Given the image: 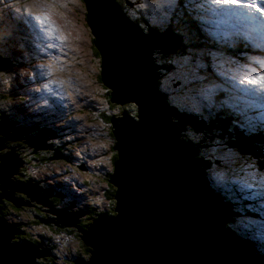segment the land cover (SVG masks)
Returning <instances> with one entry per match:
<instances>
[{"label":"water","instance_id":"obj_1","mask_svg":"<svg viewBox=\"0 0 264 264\" xmlns=\"http://www.w3.org/2000/svg\"><path fill=\"white\" fill-rule=\"evenodd\" d=\"M80 1L101 58V80L112 91L111 101L122 106L135 104L137 117L122 112L110 119L117 152L108 179L116 189L114 214L100 213L85 228H78L90 258L75 264H264L227 226L230 206L209 186L201 161L194 158V145L181 138L176 126L185 120L166 103L158 87L162 65L154 51L162 55L176 52V33L155 32L149 26V33H144L110 0ZM10 65V60L0 57V73ZM173 116L179 121L170 122ZM191 125L202 129L198 122ZM10 130L18 127L1 120L0 134L6 138H0V149L6 147L4 140L21 139L16 135L27 131L22 128L14 134ZM46 139L40 135L23 142L34 146L35 152L51 148ZM10 149L0 155V198L15 206H33L14 198L15 191L25 193L55 215L40 222L77 226L87 211L57 210L50 200L51 189H42L30 180L12 182L11 176L22 162ZM53 153L48 159L62 157L58 148ZM15 233L20 232L0 219V264H36V257L50 255L42 242L33 246L10 242Z\"/></svg>","mask_w":264,"mask_h":264},{"label":"rangeland","instance_id":"obj_2","mask_svg":"<svg viewBox=\"0 0 264 264\" xmlns=\"http://www.w3.org/2000/svg\"><path fill=\"white\" fill-rule=\"evenodd\" d=\"M53 1H57V3L62 2L63 7H60L61 10H59L58 5L53 6ZM140 1L145 2L148 5L146 20L143 21L144 23L141 22L143 29L142 32L149 33L147 32L148 26H151L155 32H161L173 28L176 31L177 26L180 33L185 34V39L187 38L188 42L194 43L191 41V39H194L192 32L185 33L183 31L185 27L180 20V16L186 14L188 16V13H190V17L193 20L196 21V17L198 19L196 21V31L199 30L200 40L204 43L210 42L214 44L213 47H209L208 45H194V49L201 52L202 55L198 57L191 56L189 60L188 57L190 56V53L188 52V49L190 47L188 46V43H186L187 45L176 53L181 54L178 56L180 63L177 62L178 60H173V57L176 54L172 56L171 54H164L167 57H163L160 52L154 51L156 61L160 64H163L162 62H164L167 65L172 58V68L166 67V71H162V73L167 74L166 77H160L161 87L164 88L162 93L165 95V100L169 105L173 106L171 102L177 103L181 106L190 105L191 107L188 108L196 109V111L202 114V119L204 120L216 119V114L214 113L215 110L221 108L232 109L234 114L233 120L242 119V121H234V123H232L230 118V122L225 124L226 119H224L220 128L228 126L229 129H232L233 127L247 131L248 126H251L252 133H254L253 131L257 128L259 130V136L264 137V105L261 106L256 104V102H262L261 104H264V83L260 82L258 85H254V83L257 82L256 80L245 79V77L240 74L241 72H244L247 73L248 76L255 75L254 77H264V5L262 4L264 1L262 0L261 3L259 2L261 0H238L235 4L225 3L224 0ZM31 2L36 3H32V7H29L28 5ZM110 2L114 5L113 0H110ZM46 3H48V5ZM121 4L123 5V2H121ZM69 5L70 8H68V4L65 0H21L22 15L28 17V14H30L31 11L34 12V17L37 19L36 21L39 22L38 24L48 25L46 27L48 31L46 33L45 29L41 26L39 29L35 30L36 32L28 33L25 38L23 36L24 30H21V26L17 22L14 24L13 33H9L10 44L8 46H2L0 44V54L3 53L6 55V57L1 55L0 57L10 60L11 65L8 69L11 68L14 72L17 70L16 66L18 64L21 70L19 73L16 72V74H24L28 77L29 73L31 75L37 74L39 76L41 73L45 72L46 81L43 85L44 90L42 89V92H45V94H42V96L46 98L49 97L48 94L46 95L45 89L49 90L50 82L54 84V86L51 87V92L58 88L57 86L61 85L60 87L64 91L68 90L70 92L71 97L76 96L75 102L72 103V113L74 114L73 121L75 124L78 125L80 123L81 116L89 114L92 119L97 122L100 133L104 134L105 132L110 131V125L108 124L109 119L117 115L120 116L123 111H128L129 109L124 108L123 110L122 107L124 106L107 102L103 93L104 90L108 88L102 82L100 77L101 65L100 59H98V54L96 55V53L92 51L95 46L92 42L93 36L91 30L83 17V14H86L85 9L82 7L83 4L80 0H71L69 1ZM182 7L186 9L187 13H182ZM8 9L13 11L15 10V7L9 4ZM40 13H43V16L37 17ZM61 13L63 17L66 20L71 21L75 27L64 22ZM255 16L259 17L258 23L260 26L253 25L251 19ZM75 21H77V23ZM246 24L248 25L249 30L246 28ZM65 26L69 30H67ZM138 27L140 28L141 26L139 25ZM3 28L4 27L0 25V31ZM24 28L25 30H28V27ZM24 28L22 26V29ZM6 30L7 29H4L0 32V38ZM31 34L38 39L37 45L42 51L31 41ZM207 34H210V36L208 37ZM216 35L221 36L223 41H220ZM56 37L63 41L62 46L59 45L60 40ZM54 39H56V44L53 42ZM244 42L246 43L247 48L243 47ZM229 45L231 47L225 48ZM237 47L239 48V52L234 54ZM75 52L76 55L74 54ZM17 57L24 61H17ZM14 62L16 63L12 64ZM198 64L202 66L198 67ZM29 69L33 72L29 71ZM201 77H203V79H200ZM241 78H243V81ZM237 79L241 82V86L243 87L236 82ZM260 80L262 81L264 79ZM247 83H250L255 87L248 84L249 88L244 89ZM195 84L199 86H196ZM13 89L19 91L20 88L17 84ZM76 89L77 91H75ZM171 89H175L176 96L169 93L171 92ZM40 90L41 89L38 86L36 88L37 94ZM221 92H224V96L219 100V94ZM0 93H2L1 90ZM13 93V96L4 95L0 98V108L2 109L4 104L9 101L6 110L8 113L6 115L23 117L24 112L21 114L15 107V101H19L20 96L19 94H15L14 91ZM251 94H253V99L250 98ZM57 97L58 99H61L60 96ZM102 97L104 98L106 105H110L113 109V113H110L109 110L102 111V108L104 107H100L99 105L103 100ZM22 99H25V101L31 100L33 99V96L28 92L26 95L23 94ZM183 100L186 104L182 102ZM243 101L245 103H243ZM52 102L53 106H55L54 99H52ZM256 107H263L260 112V118H254L255 115L253 112L256 111ZM53 110L56 114L57 110L55 108ZM94 110L101 112V117L105 122L99 116L93 115ZM228 114L230 113L228 112ZM24 118H26V116H24ZM27 121L28 123H31L30 119H27ZM59 121L62 120L56 122ZM42 122L44 124H47L48 122L52 123V125L54 124L51 121ZM77 127L79 128L77 129ZM77 127L75 128L79 130L81 128L80 124ZM46 130L48 131V129ZM72 133H74V131ZM92 134L94 136L100 135L93 129ZM182 134L183 131H180L181 138ZM226 135L229 134L226 132ZM228 137L229 139H233L232 136ZM102 138L105 142L103 150L108 149L106 157L103 159L104 165H102V168L100 167V174H90V170L85 171L86 173L74 172L68 174L67 177L69 178V181H72L73 183L67 181L69 184L67 182L57 184V188L59 189L57 191L58 203L54 201L52 204L56 205L58 210L63 206L69 207V205H71L73 209H76L78 206H85L90 207L92 214L94 213L93 209L96 212H100L107 211V208H111L110 200L112 198L111 195H109V191L105 189L112 190V185L108 184V178L113 170V152L110 147L111 145H114L115 142L107 136ZM207 138L208 134H203L201 139L202 141H205ZM208 143L211 144L210 141H208ZM7 145L13 147L20 146L18 150L20 156H23V158L29 162L34 161L35 158H39V161H43L45 158L46 149L40 150L35 156H29L28 154L32 152L34 148L22 140L8 141ZM72 147L73 146L70 148ZM257 147L260 151H258L256 157L258 156L260 159L261 156H264V142L257 143ZM7 152L10 151L8 150ZM256 157L250 156L249 160L254 163L258 160V157ZM70 164V162L63 161L52 162L48 167L41 168L43 167L41 166V169L35 170L30 177L38 178L39 176L48 173L49 167L53 165H56V167H67ZM232 164V161L228 162V169H223L221 171L213 166L212 168L214 169L207 173L206 178L212 185L213 189L220 192L223 199L226 197L229 202L233 203L232 199H229L230 197L228 196L233 194L234 196L241 198L243 194L245 195V198L253 202L252 205H247V208L250 211L245 210L248 215L249 223L247 229L237 228V219L234 222L229 220L227 226L231 230L233 228V230L241 236L256 239L258 241L259 255L264 260V168L256 167L258 171L255 170L249 175H242L239 179H232L231 182H226V177L237 174V169L232 168ZM73 169L75 170L74 167ZM214 175L224 177V182L220 184L214 183L211 179ZM56 181L57 179L53 178L51 183L55 184ZM78 183L80 186H76ZM235 183L236 188L239 191L233 190ZM66 186L70 188L66 189ZM72 186H76L75 188H79V190L73 189ZM226 188H230V191L226 190ZM64 190H66L65 193H62ZM67 192L71 198L67 197ZM234 202H236V200H234ZM255 206L257 208H255ZM78 210H80V208ZM2 213L3 214L1 215L5 218L7 226H14L15 223L14 228L18 231H26V235H21L32 239H37L41 236L44 240H37V245L41 244V242L45 243L44 241H48L47 245L52 247V252L56 255L57 259L50 260L46 264H75L73 258L76 256L82 257L79 260L83 263L89 260V252L84 249L83 242L81 241L82 239H80L77 234L79 232L78 230L73 229L71 232H59L60 230L54 231L50 227L36 221L34 217L35 213L32 214L30 209L26 207H22L17 213L12 209H8L7 211L3 209ZM9 214H14L13 218ZM46 214V212L44 215L41 213V216L44 218L55 217V215L50 212L48 213L49 215L46 216ZM259 214H262V218H259ZM98 215L100 214H94L93 216L97 217ZM0 219H2L1 216ZM89 220L91 222V219ZM17 240L22 241L20 234H17ZM57 243L60 245V249L54 246V244ZM38 258H41V261H44L43 257ZM38 258L36 257V259Z\"/></svg>","mask_w":264,"mask_h":264},{"label":"clouds","instance_id":"obj_3","mask_svg":"<svg viewBox=\"0 0 264 264\" xmlns=\"http://www.w3.org/2000/svg\"><path fill=\"white\" fill-rule=\"evenodd\" d=\"M69 1H71V0H65V2L68 4V8H70ZM8 2H10V3H8ZM9 4H11V5H13L15 7V10H14L15 12L12 13L11 16H9V19H8V16H7V14H5V11H10L8 9V5ZM114 5H115V3H114ZM28 6L29 7H32V3H29ZM147 6L148 5L145 2H142L140 0H125L124 7H122V8H120L119 6L118 7L120 8V10L124 13V15H126V17L131 22H133L135 25L139 26V25H141V23H137L138 20L141 17H144V18L147 17L146 16L148 14L146 12L147 11ZM18 10H21V0H0V18H2V15H4L5 16V20L7 22L8 21H12V23H14V24H16L18 22L20 24V26H21V30H24V35L23 36L26 38V35L28 33H33L31 31V27L27 23V20L29 19L28 17L29 16L32 17L33 15H35V13L31 11V13L28 14L29 16L27 17L25 15H22L21 12H16ZM41 16H43V13H40V14L37 15V17H41ZM189 20L188 21L190 23H193L195 27L194 28H189L188 27L187 33L188 32L189 33H191V32L193 33L194 32L195 35H196V21L198 19L196 17V21H194L191 17H189ZM24 21H25V24L28 25V30H25V28H24V24H23ZM0 25H2L4 27L2 29V30H4V29H6L5 26L7 27L8 24L4 21V25L5 26L2 24V22L0 23ZM22 26H23L24 29H22ZM13 27H14V25H13ZM148 29H149V27L147 28V32H148ZM141 30L143 31L142 27H141ZM166 30H164V31H166ZM164 31H161V32H164ZM32 37H33V35H32ZM193 37L194 38H197V36H193ZM2 41H8L7 45L10 44V35H9V33H6L5 32L3 35H1L0 43ZM206 43L209 46H211V47L214 46L213 43H210V42H206ZM181 48H182V44H180V38H179V45L177 47V50H176V52L171 53V56L174 55V54H176ZM245 48H247V47H245ZM179 55H181V54H176L173 57V60H176L177 61ZM154 56H155V54H154ZM180 59H182V58H180ZM170 60L172 61V58ZM177 62L180 63L179 60ZM161 65H163V64H161ZM166 75H167L166 73H165V75H161V73H160L161 78L162 77L165 78ZM157 84H158V82H157ZM196 86H199V85H196ZM158 87H159V89L161 91H163L161 89V87L159 86V84H158ZM107 90H109V92L106 93V91L104 90V93H103V95L106 97L107 102L108 103H111V104H116V102L111 101V95L110 94L112 93V91L109 88ZM174 90L175 89H171V92H169V93L172 94ZM66 92L67 93H70L68 90H66ZM174 96H176V95H174ZM72 98H73V100L75 102V99L76 98L75 97H72ZM102 99L103 100L101 101V103H99L100 107H104L103 110H106V111L109 110L110 113H113L112 112L113 109L110 107V105H106V102H105V100H104L103 97H102ZM24 102H26L27 104H29V106H31V108L34 109L35 112H37V107L39 106V104H38V102H37L36 99L33 100V101H24ZM166 103L169 104L167 101H166ZM132 104L133 103L128 104L131 107V111H126L125 110L123 112H126L128 114L130 112H132ZM116 105L122 106L120 104H116ZM133 105H135V104H133ZM123 106H125V105H123ZM135 107H136V105H135ZM188 107H191V106L190 105H187V108ZM125 108H127V107L125 106ZM188 109H190V108H188ZM191 109H193V108H191ZM70 111H71V114H72V117L71 118H69L67 116H63L61 118H57L56 121H58V120H62V121H59V122L54 121V125L55 126L49 125L50 123L49 124L48 123L47 124H44L43 122L36 123V124H38V126H36L34 129H30V130L25 131L24 133H21V134H17L16 135L17 138H21V139H16V140L8 139V140H4L2 142V144L4 146H6V147H3L2 149H0V155H3V153H1L2 150H4V149L7 148V149H9V151H11L10 148H12V150H14L13 153L15 155H17V158L22 162L21 163V166H18V168H17V171H16L17 173L11 176L12 182H15L17 184H19V183L20 184H26L27 181H29V180H30V183L38 182V183H36L38 187H40L42 189H51V192H52V195L50 196L51 202H54L55 201V202L58 203V201H57V199H58V196H57L58 192L57 191L59 189L57 188V184H59V183H65V182L69 181V178L67 177L68 174L74 173V172H84V173H86L85 171H87V170H90V172H89L90 174H93V173L100 174V167L102 168V165H104L103 159H104V157H106V153H107V149H108L107 148L106 150H103V145H104L105 142H104V139L102 137H106L107 136L108 138L113 139L114 142L116 143V139H115L114 135L112 134V122L110 121V119L108 121V124L110 125V131L109 132H105L104 134H101L100 133V129L97 126V122H95L89 114H84V116H81V120H80V123H79L80 126H81V128L79 130H77L79 128V127H77L79 124L76 125L75 122L73 121L74 114L72 113V111H73L72 108H70ZM23 112H24V116L25 115H28L31 112V109H29V108L27 109V112L28 113H26L25 111H23ZM136 112H137V107H136ZM37 114L39 116H41L38 112H37ZM100 114H101V112L96 111V110H94V112H93V115H95V116H99L100 117ZM176 114L179 115L177 112H176ZM114 117H116V116H114ZM133 117H137V114H136V116H133ZM100 118L102 120H104L102 117H100ZM171 120L174 123H176V122L179 121V119L177 117H176V120H174V119H171ZM104 122H105V120H104ZM180 123H184V122L176 123V126H177V128L180 131H182L181 128H179V126H178ZM15 124L17 126H19L18 130L17 131H13V132H11V130H10L8 133H14V134H16V133H18V131H21L22 128H25L23 125L20 126L17 122H15ZM75 127H77V129ZM46 129H48V131ZM92 129L93 130H96L100 135L94 136L92 134ZM72 130L74 131V133H72L73 132ZM242 131L245 134L247 133V131H244V130H242ZM40 135L43 136V137L46 136L48 138V139L45 140V144L51 145V148L52 149L51 148H39V149H36L35 152H32V153L30 152L28 155L29 156H35L36 154L39 153L40 150H45L46 149L45 150V158H44L43 161H39L38 160L39 158H35L34 161L29 162L26 159H24L23 156H20V153L18 152L20 146L19 147H13V146H8L7 145V142L8 141L22 140V141L29 142V141H31V139H33V136L39 137ZM28 137H31V138L28 139V140H26L25 138H28ZM0 138H6V136L0 134ZM115 143H114V145H111V147H110L111 150H112V152H113V157H112L113 158V160H112V162H113V170H114V162L116 160V159L114 160L115 153H116V158H117V152L113 148V146H115ZM30 146L34 148V146H32V145H30ZM71 146H73V147L70 148ZM55 148H58L59 149V152H60V154H61L62 157L61 158L48 159L50 156H53L54 155L53 152H54V149ZM212 149L215 150L214 148H211L209 150V152H211ZM224 155H225V158H226V160L228 162H230V161L233 162L232 168H236L237 169V174H233L232 176H230L231 181H232L233 177H234V179H239L242 175H249V174H251L253 172V171H251L250 173H247L246 172V169H245V165H247L250 162L249 159L248 160L246 158L243 159V156H241V155L240 156H237L232 151L231 152H228V153L225 152ZM58 161L70 162L71 164L68 165L67 167H64V166L63 167H56V165H53V166L49 167V170H48L49 172L48 173L43 174L42 176H39L38 178H31L30 177L35 170H37V169L39 170L41 168L48 167L52 162H58ZM228 162L227 163H223V164H226L227 165ZM41 166H43V167H41ZM213 166H215L214 168H217L220 171L223 170V169H228V167H222V166H219L217 164H215ZM73 167L75 168V170L73 169ZM212 167H211L210 171L212 169H214ZM113 170H112V172H113ZM112 172L110 174H112ZM202 172H203V170H202ZM110 174H109V176H110ZM204 175L207 177V174L206 173H204ZM53 178H56L57 179V181L55 182V184H52L51 183L52 180H53ZM82 181H84V180H82ZM69 182L73 183L72 181H69ZM69 182H67V183L69 184ZM207 182H208L209 186L211 187V189L215 191V189H213L212 185L209 183L208 180H207ZM108 183H109V181H108ZM75 187L76 186H72L73 189H75ZM112 187L114 188L113 185H112ZM67 188H70V187H67L66 186V189ZM216 188L219 189L218 187H216ZM77 190H79V188H77ZM115 190L116 189H114L113 190V193H111L112 190L109 189V193H111V196H112L111 198L113 199V209H114V207L116 205V200L114 199V196H113L114 193H115ZM233 190L239 191L236 188V183L234 185ZM65 191L66 190H64L62 193H65ZM80 191H82V190H80ZM0 193H2V190H0ZM67 197L68 198H71V196L69 195L68 192H67ZM14 198H17L18 200H22L23 202L29 201V204L30 205H33L34 207L33 206H27V205L25 207L26 208H29L30 211L32 212V214L35 213V212H37L38 209H43V210H46L47 209V207L43 206L42 204L36 203L35 200L30 201V197H27V195L25 193L15 191L14 192ZM3 199H5V198H0V202H3ZM240 199H241L239 201V203H241L240 206L237 205V204H235L234 200H232L233 203L228 202L230 204V209H231V212H232L229 220H231V217L233 216V213L236 214V212H237L240 215L241 212H242V210L249 211V209L247 208V205L248 204H251V205L253 204V202L251 200H248L247 198H245V195H243V197H241ZM243 199L245 200V203H243ZM111 203H112V201L110 200V204ZM12 205L15 206V204H13V203H12ZM22 207L25 208L24 205H21V207H19V208L22 209ZM53 207L58 210V207L56 205H53ZM0 209H1V214H3L2 213L3 208L1 207ZM8 209L14 210V207L6 208L5 210L7 211ZM61 209L69 210V211H74V210H78L79 207H77L76 209H73V207L71 205H69V207L63 206V207H61ZM234 210L236 212H234ZM246 211H245L244 214H246ZM14 212L17 213L16 210H14ZM38 212H39V210H38ZM41 213L42 212H39V216H38V220H37L39 223H42L39 220H41V219H47V217L46 218L42 217L41 216ZM46 213H47V215H49L48 214L49 212H46ZM85 214H86V212H85ZM9 215L12 218L14 216V214H9ZM93 215H94V213H93ZM94 217L95 216H93L92 218H94ZM237 217H238V215L236 214V219H237ZM1 218H2V220L4 219L3 216H1ZM48 218H51V217H48ZM92 218H91V220H92ZM50 223H52V222H50ZM50 223L47 222V224H50ZM42 224L45 225V226H48L45 223H42ZM88 224H89V222L87 223V225ZM74 226H76V225H74ZM77 226L79 227L78 224H77ZM48 227H50L54 231L56 230L54 227H56L58 229H61L59 232H68V230H65V229H68V226L61 227V226H56L55 225V226H48ZM69 227H73V226H69ZM79 228L82 229L81 227H79ZM231 231L235 235H237L241 240H243L244 242H246L245 236H241V235L237 234L234 230H231ZM19 232L21 233L22 231L20 230ZM20 233H17V234H20ZM22 233H26V231H24ZM17 234L15 233L13 235V237L10 239V242H12L14 244L22 243V241H18L17 240ZM77 234L79 236L80 235V231ZM20 236H21V234H20ZM79 238L81 239L80 236H79ZM39 239H43V238H41V236L39 238H37V239H34V238L32 239L31 238V240H36V242ZM252 239H253L252 240V244H249V242H246V244L249 245L251 248L254 249V251L256 252V254L258 255V258L260 260L264 261L262 259V257L259 255L258 241L256 239H254V238H252ZM81 241H83V240H81ZM36 242H32L31 241L30 246L37 245ZM44 242H45V243H43L44 245L42 244L41 246L43 248L46 247L47 249H49L50 255H48V256L51 258V260L57 259L56 258V255L52 252V250H53L52 247L51 246H48L47 243H46V241H44ZM55 245H56L55 246L56 248L60 249V245L58 243L55 244ZM38 248H39V250H42L41 247L38 246ZM88 252H89V249H88ZM44 256H42V257H44ZM89 256H90V253H89ZM41 260H42L41 258L36 259V264H40V261ZM67 260H68V258H67ZM76 260H78V261H76ZM44 261L49 262L50 260H45L44 259ZM73 261H74V263H75V261H76V263L80 262V260L77 259V256L75 258H73Z\"/></svg>","mask_w":264,"mask_h":264},{"label":"trees","instance_id":"obj_4","mask_svg":"<svg viewBox=\"0 0 264 264\" xmlns=\"http://www.w3.org/2000/svg\"><path fill=\"white\" fill-rule=\"evenodd\" d=\"M113 1H114L115 5L119 6L120 8L124 7V5H125V0H113ZM121 2H123V5L121 4ZM182 8H183L181 10L182 13H187L186 9L184 7H182ZM145 20L146 19L144 17H141L137 23H141ZM180 20L182 21V24L185 27V29L183 30L185 33L187 32L188 27L189 28L195 27L193 23L189 22L190 20H189V16H187V14L184 16H180ZM140 26L142 27V24ZM149 27H151V26H149ZM178 29L179 28L176 26V31L174 28L169 29V30H172L173 32L176 33V35L180 38V44H182V48H184L187 45L186 43L183 42L185 40V34H181ZM195 36H197V40L194 43L188 42V46L190 48H194V45H201V46L204 45V42L200 40L199 30L196 31ZM92 41H93V38H92ZM197 48H199V47H197ZM92 51H94L96 53V55L98 54V59L101 60L99 53L95 47H93ZM0 55L3 57H6V55L3 53H1ZM163 57H167V56L163 55ZM162 63H163V65H162V68L160 69L161 75L164 74V73H162V71H166V67L172 68V65H173L171 60L168 62L167 65L164 62H162ZM158 84L161 87L160 79L158 80ZM162 90H164V88H162ZM105 91H106V93L109 92V90H107V89H105ZM172 95H176L175 90L173 91ZM219 100H220V98H219ZM182 102L185 103L184 100ZM176 104L177 103L173 102L172 103L173 106H171V107L185 120L184 123H180L178 125L179 128H181V130L183 131L182 139L189 142V143H192L194 145V149L197 151V154L194 156V158L196 160L198 159L199 161H201L202 170L204 173L207 174L210 171L211 167L215 164L222 166V167H228V165L223 164L218 160L219 157H222V156L225 157V155H224L225 152L228 153V152L232 151L237 156L241 155V156H254V157H256V155L259 151L258 147H257L259 130L257 128L255 129L254 134L253 133L245 134V133H243L242 130H239V129L233 128V127H232V129H229L228 126L224 127V128H220L222 126V122L224 119H226L225 124L230 122V117H229L228 111L226 109H225V112H221L220 109H219V111L218 110L215 111L214 113L216 114V116H215L216 119L204 120V119L197 117L195 114V111H193V109L181 108V105H176ZM125 106L129 109L128 111H131L130 105H125ZM125 106L122 107L123 110H124ZM129 114L136 116L137 112H136L135 105L132 104V112H130ZM195 119L200 120V123L203 125L202 129L197 130L191 126V123H193L195 121ZM220 120H222V121H220ZM226 132L229 135H226ZM203 134L204 135L208 134V138L205 141H202V139H201ZM228 136H232L233 139H229ZM260 139H261V141H264V138H260ZM208 141H210L211 144H209ZM220 146H221V150H219ZM211 148H214L215 150H213V151L211 150L212 152H209V150ZM237 148H242L244 151L238 152V151H236ZM114 156H115L114 157V160H115L116 159V153ZM257 159L259 160V157ZM106 190L109 191V189H106ZM113 190H114V188L112 187L111 193H113ZM111 193H109V194L111 195ZM216 193L218 195H220V192L217 191ZM9 201L10 200L3 199V202H0V206L3 209L14 207V210H16V211L21 210V208H19V207H21V205L20 206H14V205H12L13 202L12 201L9 202ZM111 201H112L111 208H107V211H100V212H96L93 209L94 214L96 215V214H100V213H105L108 216L114 214L113 199H111ZM231 220L233 222L236 220V214L235 213H233ZM232 230H233V228H232ZM21 238H22L23 243H25V244L31 243V238H27L26 236H23V235H21ZM247 242H249V244H252V242L250 240H248ZM46 243H48V241H46ZM83 245H84V249L86 251H88L89 248L85 245L84 242H83ZM54 246H56V245L54 244ZM80 258H82V257H79V256L77 257V259H80ZM70 264H72V263H70Z\"/></svg>","mask_w":264,"mask_h":264},{"label":"flooded vegetation","instance_id":"obj_5","mask_svg":"<svg viewBox=\"0 0 264 264\" xmlns=\"http://www.w3.org/2000/svg\"><path fill=\"white\" fill-rule=\"evenodd\" d=\"M18 60L20 62L24 61L21 58L17 57V61ZM15 63L16 62H14L12 64H15ZM16 68H17V70L15 72L13 71V69L10 68V69H7V70L0 73V87H1L0 90L2 92V93H0V98L4 95H12L13 96V94H14L13 91H14L15 94H19V96H20L19 101L23 102V101H25V99H22L23 94L26 95L29 92L32 95L35 94V97H36L37 102L39 104V106L37 107V112L41 115L42 121L53 122L57 118H61L63 116L72 117L71 111L68 107L69 105H72V102L70 100H66V102H63L61 99H58L57 96H53L51 94H48V96H49L48 98L43 97V96H39L37 94L35 88L38 84H42L46 80L45 72L41 73L39 76L37 74L31 75L29 73L28 77H26L24 74H16V72L19 73L21 70L19 68L18 64H17ZM29 71H32V70L29 69ZM163 75H165V73ZM27 78H28V80H27ZM17 84L20 88L19 91H15L13 89L15 86H17ZM160 84H161V82H160ZM66 96L69 97L71 95H70V93H67ZM4 99H7V98H4ZM52 99H54L55 106H53ZM8 103H9V101L4 104L2 109L0 108V120H7L11 123V125L14 123V125L17 126L15 124V122L11 118H9V116L6 115L8 113L6 111ZM27 106H29V104H27ZM27 106H26V102L19 104V108L24 110V111H26L28 109ZM54 108L57 110L56 114H55V111L53 110ZM25 116H26L25 119L32 118V116H29V115H25ZM40 122L41 121H35V123H40ZM7 127H9V126H7ZM17 127L19 128V126H17ZM8 150L9 149L6 148V149L2 150L1 153L5 154ZM78 207L80 209H83V211H88L77 222V224L81 228H84L87 225V223L90 222L89 219H91L93 217V213L91 214L92 210L90 209V207H85V206H78ZM38 210H39V212H42L43 215L45 214V211L43 209H38ZM39 212L34 214L36 221L38 220ZM0 216H2L1 215V209H0ZM3 223H5V218L3 219ZM46 225L55 226V224H53V223L46 224ZM14 226H15V223H14ZM54 228L56 230H61V229H58L56 227H54ZM78 228H79L78 226H73V227H68V229H65V230H68V232H71V231H73V229L78 230ZM20 234L26 235V233H22V232ZM31 241L36 242V240H31ZM43 258L45 260H51V258L49 256H44ZM46 263H47L46 261H40V264H46Z\"/></svg>","mask_w":264,"mask_h":264},{"label":"snow or ice","instance_id":"obj_6","mask_svg":"<svg viewBox=\"0 0 264 264\" xmlns=\"http://www.w3.org/2000/svg\"><path fill=\"white\" fill-rule=\"evenodd\" d=\"M225 3H237L238 0H224ZM193 36H195V33H192ZM184 43H188L187 39H185L183 41ZM188 52L190 53L189 59L191 58V56H200L202 55L201 52L197 51L194 48H189ZM198 67H201L202 65L198 64ZM200 79H203V77H201ZM249 80H257V79H264V77H249ZM236 151L238 152H243L244 150L242 148H237ZM218 160L221 163H227L228 161L226 160L225 157H219ZM249 167H264V156H261V158L257 161H255L254 163L249 164ZM212 181L214 183H222L224 182V177L220 176V175H214L211 177ZM235 182V181H233ZM226 190L230 191V188H226ZM236 227L239 229H247L249 227V223H248V217L246 214H244L243 212H241V214L237 217V221H236Z\"/></svg>","mask_w":264,"mask_h":264},{"label":"bare ground","instance_id":"obj_7","mask_svg":"<svg viewBox=\"0 0 264 264\" xmlns=\"http://www.w3.org/2000/svg\"><path fill=\"white\" fill-rule=\"evenodd\" d=\"M257 1H259V0H257ZM264 1V0H263ZM259 2H261L262 3V0L261 1H259ZM31 3H36V2H31ZM74 3V2H73ZM47 5H48V3H46ZM76 4V3H75ZM260 4V3H259ZM263 5H264V3H262ZM54 5H58L59 6V10H61L60 9V7H63V4H62V2H60V3H57V1L56 2H54L53 1V6ZM74 5V4H73ZM256 5V4H255ZM43 6H44V4H43ZM43 8V7H42ZM56 8V7H55ZM58 8V7H57ZM66 11V10H65ZM64 13V12H63ZM34 16V15H33ZM60 16V15H59ZM61 16H62V18L64 19V22H66L67 24H69V25H72V26H74V24L71 22V21H69V20H66L64 17H63V15H62V13H61ZM153 16V15H152ZM188 16L190 17V13H188ZM258 18L259 17H254V18H252L251 20H252V22H253V25L254 26H260L259 25V23H258ZM150 19V18H149ZM37 20V19H36ZM63 22V23H64ZM65 25V24H64ZM75 27V26H74ZM65 28H66V26H65ZM246 28L248 29L249 27H248V25L246 24ZM67 29V28H66ZM76 29V28H75ZM67 30H69V29H67ZM71 30V29H70ZM249 30V29H248ZM69 32V31H68ZM208 36V35H207ZM56 38H58V37H56ZM58 40H60L59 41V45H61L62 46V43H63V41L60 39V38H58ZM93 42V41H92ZM65 47V46H64ZM67 47V46H66ZM75 55H76V52L74 53ZM60 57H61V55H60ZM36 64V63H35ZM38 64V63H37ZM45 64V63H44ZM80 64V63H79ZM75 65V64H74ZM38 68V67H37ZM259 72V71H258ZM263 77V76H262ZM257 82L256 83H254V85H258L260 82H264V80H260V79H257L256 80ZM79 82V81H78ZM69 87V86H68ZM73 89V88H72ZM75 91H77V89L75 90ZM84 92V91H83ZM85 97V96H84ZM219 97H220V95H219ZM253 97V94H251L250 95V98H252ZM222 97H220V99H221ZM85 99V98H84ZM253 99V98H252ZM85 100H87V99H85ZM245 100V99H244ZM246 101V100H245ZM243 103H245L244 101H243ZM241 106V105H240ZM245 106H246V104H245ZM250 106H251V104H250ZM215 111H217V110H215ZM69 118H71L70 116H68ZM175 116H173L171 119H174L175 120ZM76 121H79V120H76ZM169 121L170 122H172L173 123V121L172 120H170L169 119ZM173 127H175V125L173 124ZM177 129V128H176ZM254 134V133H253ZM257 143H258V141H257ZM258 150H259V148H258ZM260 151V150H259ZM222 199H223V197L222 196H220ZM106 199H107V196H106ZM255 208H257L256 206H255ZM259 218H262V214H259ZM14 235V234H13ZM12 235V236H13ZM61 251V250H60Z\"/></svg>","mask_w":264,"mask_h":264}]
</instances>
